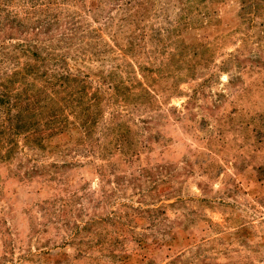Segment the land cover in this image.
Returning <instances> with one entry per match:
<instances>
[{
    "label": "rangeland",
    "instance_id": "374dc122",
    "mask_svg": "<svg viewBox=\"0 0 264 264\" xmlns=\"http://www.w3.org/2000/svg\"><path fill=\"white\" fill-rule=\"evenodd\" d=\"M0 264H264V0H0Z\"/></svg>",
    "mask_w": 264,
    "mask_h": 264
},
{
    "label": "trees",
    "instance_id": "16d2710c",
    "mask_svg": "<svg viewBox=\"0 0 264 264\" xmlns=\"http://www.w3.org/2000/svg\"><path fill=\"white\" fill-rule=\"evenodd\" d=\"M28 66L29 67L32 66L34 68L35 64H31V65H28ZM18 73H19L18 70H16L13 73V75L15 76ZM20 78H23V73L20 76ZM10 80H11V82L16 81V79H13V80L10 79ZM10 80H8V81H10ZM75 80H76V78L73 76V81H75ZM24 91H25V94H21L20 95L19 93H17V94H15L14 99L11 102H9V106H10V109L12 111L13 108H16L20 104H23L22 102H24V101H22L21 98L26 100L25 101L26 103H24V107L18 113L19 116H22V114L24 112H26V111L29 112L30 114H32L33 110L38 109V106H41L40 104H37V102H38L37 98L35 96H33L32 94H30L28 88H25ZM84 95H85V91L83 89H78V88L74 89V91H73V100L76 102V106L84 105ZM56 118H58V117L53 114L47 120L48 121H53V120H56ZM93 123H94V117H89V118L85 119L84 125L88 129L84 133L90 132V130H89L90 125L93 124ZM17 127H18V129H20V126L17 125ZM32 127H34V126L32 125Z\"/></svg>",
    "mask_w": 264,
    "mask_h": 264
}]
</instances>
